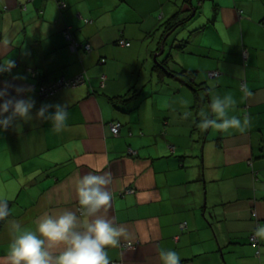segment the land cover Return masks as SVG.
<instances>
[{"label": "crops", "instance_id": "crops-1", "mask_svg": "<svg viewBox=\"0 0 264 264\" xmlns=\"http://www.w3.org/2000/svg\"><path fill=\"white\" fill-rule=\"evenodd\" d=\"M185 2L0 0V63L15 61L0 74V88L30 87L35 101L31 121L17 118L0 130V200L10 211L0 230V264H9L13 223L35 231L41 218L64 211L87 219L79 179L106 172L113 198L100 215L127 230L121 245L108 249L111 261L160 264L158 248H165L177 251L181 264H264V237L259 255L249 239L254 209L264 228V0H225L217 8L210 0L212 18L205 24V4L200 13L193 0L198 9L189 21ZM177 12L186 30L202 37L190 40L196 47L188 51L171 46L165 56L171 41L161 52V24ZM66 26L79 46L91 49L68 44ZM155 54L167 71L198 70L196 82L210 86L209 102L194 106L197 95H208L204 88L195 92L164 72L160 81ZM213 70L220 72L216 78ZM80 74L79 85L38 95L42 83ZM15 87L5 99L26 98ZM213 94L234 99L230 115L250 118L244 131L201 126L202 113L215 118ZM119 96L131 99L113 100ZM45 103L68 108L62 131L35 118ZM114 122L121 123L118 135ZM130 188L134 192H126Z\"/></svg>", "mask_w": 264, "mask_h": 264}, {"label": "clouds", "instance_id": "clouds-1", "mask_svg": "<svg viewBox=\"0 0 264 264\" xmlns=\"http://www.w3.org/2000/svg\"><path fill=\"white\" fill-rule=\"evenodd\" d=\"M14 67L15 61L12 59L7 64L0 63V74L10 72ZM13 87L6 84L0 88V130L9 128L17 118L24 121L33 119L35 101L30 95L32 89L15 87L17 96L24 93L27 94L26 98L12 96L5 99L9 96V88ZM234 104L231 96L213 94L210 108L215 118L207 112L202 113L201 126H212L223 131H244L250 118L247 115H230ZM50 108L55 110L50 111ZM188 115L185 113L186 117ZM68 116V108L60 104H42L35 113L36 119L50 121L56 132L67 126ZM110 183V172L102 175L88 173L79 179V204L87 216L83 221L74 212L64 211L58 216L41 218L35 231L23 228L18 222L13 223V239L7 255L9 264H111L108 249L119 247L127 230L115 225L105 215H100L102 210L107 211L113 198L106 187ZM9 215L7 200H0V220ZM257 235L264 237V228ZM54 249L62 250L57 252ZM158 256L160 264H181V255L175 250L158 248Z\"/></svg>", "mask_w": 264, "mask_h": 264}, {"label": "trees", "instance_id": "trees-1", "mask_svg": "<svg viewBox=\"0 0 264 264\" xmlns=\"http://www.w3.org/2000/svg\"><path fill=\"white\" fill-rule=\"evenodd\" d=\"M199 1V4H201V3H203V2H205L206 0H198ZM61 2H63V1H61ZM60 2V3H61ZM185 3H187L188 4V6H189V8L188 9H190L191 11H192V13H191V15H190V17H187V19L190 21V20H192V17L193 16H195V13H197V12H195L198 8H197V6L193 3V0H186V2ZM199 7V6H198ZM218 7V4H216L215 5V8H217ZM178 12L177 13H175L174 15H172L170 18H168L165 22H163L162 24H161V27L164 29V31H163V38H162V42H160V48L162 49V51L161 52H164V46H165V43H166V40L167 39H170V41H171V46H174V48H176L177 50H179V51H188L187 50V48L189 47V44H190V39L188 38V39H184V40H182V39H179L178 38V36H179V34L177 35V33L179 32V29L180 28H183V26L185 25V23H184V21H180V20H178ZM188 21V22H189ZM184 23V24H183ZM263 26H264V19L260 22ZM185 27V26H184ZM66 28H68V26H66ZM66 28H65V30H66ZM65 30H64V32H65ZM71 32V31H70ZM192 32H196L195 30H192ZM74 38V37H73ZM75 41H76V39H74ZM68 41V44H70L71 45V42L69 41V40H67ZM175 41V42H174ZM179 41H180V43H179ZM128 42V41H127ZM179 44H178V43ZM176 43V44H175ZM80 44H82V43H80ZM87 44H89V43H86V44H82V45H77L76 46V48H75V50H78L80 47H83V48H86V45ZM118 44H121L120 42L118 43ZM127 45H130V43H128V44H126L125 46H127ZM91 46V45H90ZM86 50H88V49H86ZM158 54H159V52H158ZM164 54V53H163ZM170 55V54H169ZM155 56V60H156V62H154V64H153V68L154 69H158L159 71H160V75H159V77H160V81H163V75H165V74H167V75H172V76H174V77H177L184 85H186V86H188V87H190L193 91H195V92H198L199 91V89H201V88H204V89H206L207 90V93H208V95L206 96V98L205 99H201L200 97H199V95H197V97H196V104L194 105L195 107H199V105L201 104V103H203V102H209V98L211 97V89H210V86H206V84L204 83V82H201V83H198V82H196V77H197V74H198V70H196V69H184V70H181L180 72H175V73H173L172 71H167V67H166V65H164L163 64V62H161L160 60H159V58H158V56H157V54H155L154 55ZM171 56V55H170ZM242 57H243V62H244V64H247V62H248V60H249V57H250V52H249V49L247 48V47H245V48H243V50H242ZM103 59H105V58H102L101 60H103ZM35 72V71H34ZM165 74H164V73ZM210 72H215V75H213L212 76V78H216L217 76H219V71H217V70H213V71H209V75H210ZM162 73V74H161ZM210 77H211V75H210ZM61 77H58V78H56L54 81H52V82H49V83H47V82H45V83H42L38 88V95L40 96V97H42V98H46V97H49V96H52V95H54L57 91H59L60 89H62V88H66V87H62V88H59L58 90H56L53 94H51V95H48V96H42L41 95V88L43 87V86H47V85H51V84H53V83H55L56 81H58L59 79H60ZM67 79H69V78H67ZM137 94H133V98H137ZM131 98L129 97V98H125V97H123V96H119V97H115V98H113V100L114 101H119V102H122V103H126L127 101H129ZM121 124V123H120ZM172 149H174V146H173V148ZM251 162H252V159H251ZM252 215H253V217L255 218V220H256V226H255V229L253 230V232L249 235V239H250V243L252 244V245H254L256 248H258V250H257V254L259 255L260 254V249H259V246H260V244H261V240H260V237L257 235V233L259 232V230H260V228H261V225H262V223H261V219H260V217L258 216V213H257V211L254 209L253 210V212H252ZM8 219V217L7 218H5V219H3V220H0V230H1V228H2V226H3V224L5 223V221ZM253 235H255L256 236V240H252V236Z\"/></svg>", "mask_w": 264, "mask_h": 264}, {"label": "built area", "instance_id": "built-area-1", "mask_svg": "<svg viewBox=\"0 0 264 264\" xmlns=\"http://www.w3.org/2000/svg\"><path fill=\"white\" fill-rule=\"evenodd\" d=\"M61 5L65 6V3L61 2ZM64 35L67 38V40H69L71 42V45H72L73 48H75L78 45V43L74 40V38H73V36H72V34L70 32V27L66 28V30L64 32ZM120 43L126 45L129 42H127L125 40H121ZM86 49H88V50L91 49L90 44L86 45ZM210 75L211 76L215 75V72H210ZM83 80H84V75H82V74L77 75V76L72 77V78H69V79L61 77L55 83H53L51 85L43 86L41 88V95L42 96L51 95L56 90H58L59 88H62V87H73V86H76V85H79L80 83H82ZM120 127H121L120 123H117V122L111 123V129H112L113 133L116 134V135L119 134ZM126 192H128V193L129 192H134V189L133 188L127 189ZM255 238H256V236L253 235L252 236V240H256ZM122 246H125L126 248H128V247H133L134 244L133 243H123ZM111 264H122V262L121 261H111Z\"/></svg>", "mask_w": 264, "mask_h": 264}, {"label": "rangeland", "instance_id": "rangeland-1", "mask_svg": "<svg viewBox=\"0 0 264 264\" xmlns=\"http://www.w3.org/2000/svg\"><path fill=\"white\" fill-rule=\"evenodd\" d=\"M220 1H221V3H219L218 0H217V4H223V2H225V0H220ZM204 4H205V10H207V13H206L207 15L202 18L201 22H203L205 24V23L209 22L210 18H212V14L210 13L212 5H211L210 0H206L205 2L201 3L200 6H199L200 7L199 10L201 9L200 13L202 12V7L204 6ZM158 14H162V10L161 9L159 10ZM208 17H209V19H207ZM186 28H187V25L184 28H180L179 29V35H185L184 37L185 38H189L190 40L197 39L196 42H198V40L202 37V33H195V32H192L191 29H187L186 30ZM189 47L193 48V47H196V46L192 45L191 42H190ZM171 49H172L171 45L168 44L165 56L169 54ZM173 56H174V54H173ZM175 57H177V56H175ZM175 57H174L173 60L176 59ZM158 58H159V56H158ZM172 58H171V60H172ZM152 60H153V62H156L155 58H153ZM187 62L190 63L189 60H187L186 63ZM162 90H165V89H162Z\"/></svg>", "mask_w": 264, "mask_h": 264}, {"label": "water", "instance_id": "water-1", "mask_svg": "<svg viewBox=\"0 0 264 264\" xmlns=\"http://www.w3.org/2000/svg\"><path fill=\"white\" fill-rule=\"evenodd\" d=\"M156 59V58H155Z\"/></svg>", "mask_w": 264, "mask_h": 264}]
</instances>
